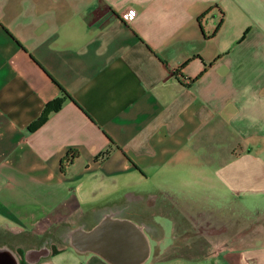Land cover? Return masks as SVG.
I'll return each instance as SVG.
<instances>
[{
	"label": "crops",
	"instance_id": "1",
	"mask_svg": "<svg viewBox=\"0 0 264 264\" xmlns=\"http://www.w3.org/2000/svg\"><path fill=\"white\" fill-rule=\"evenodd\" d=\"M110 221L132 264H264V0H0V264H124Z\"/></svg>",
	"mask_w": 264,
	"mask_h": 264
},
{
	"label": "water",
	"instance_id": "2",
	"mask_svg": "<svg viewBox=\"0 0 264 264\" xmlns=\"http://www.w3.org/2000/svg\"><path fill=\"white\" fill-rule=\"evenodd\" d=\"M112 229L115 230L114 236H116V237L125 236V237H123V238H126L125 241L128 239L130 240L129 249L132 252H134V256H132V254H130L131 257L124 264H132L135 261H138L139 259H141L143 256L141 254L143 252H145L144 240H143L141 234L138 232L137 228L134 225H132L128 222H125V221L103 222L102 224H100V227L98 228V230L96 232L89 233V234H83L84 238H82L83 241L81 243H83L86 246H95V247L103 250L106 247L104 242H107V239L105 236L108 235V233H111ZM125 230L128 231L129 237L126 234H124ZM97 236H98L99 240L96 243L95 240H96ZM114 239H113V241H114ZM78 241H79V239H78ZM139 253L141 255L140 257H138Z\"/></svg>",
	"mask_w": 264,
	"mask_h": 264
},
{
	"label": "rangeland",
	"instance_id": "3",
	"mask_svg": "<svg viewBox=\"0 0 264 264\" xmlns=\"http://www.w3.org/2000/svg\"><path fill=\"white\" fill-rule=\"evenodd\" d=\"M156 220L160 221L163 223V226L166 228L167 230V237L164 239L165 241V244L166 243H170L172 242V238H171V234H172V223L170 221V219L168 217H165V216H157L156 217ZM52 236H51V239H49L50 241L52 240L55 244H57L58 242H61L62 240V236H59L61 233H59L58 231H55L53 233H50ZM204 235H207V234H204ZM196 237V236H195ZM197 241L195 243V247L198 246V250H196L195 252H192L194 248H180V249H155L154 252L152 253V257L154 256H158V255H163V256H168V257H172L174 254H185V255H188L190 253L192 254H202L203 252L207 251L208 247L211 246V242H209L207 240V238H205V236L201 235L199 237H196ZM153 242V245H155L157 243V241L155 239L152 240ZM46 243L43 247H44V252L47 254L50 252L49 249L51 250H56V245H51ZM42 245V239H40V246ZM208 246V247H207ZM42 247V248H43ZM199 247H203V249L199 248ZM196 249V248H195ZM212 249V246L211 248L209 247L208 250H211ZM57 255V254H56ZM75 255H79V254H75ZM48 256V255H47ZM46 256V257H47ZM50 258H54L53 255H50L49 256ZM56 257V256H55ZM81 257H84L83 255H81ZM55 264H57L55 262Z\"/></svg>",
	"mask_w": 264,
	"mask_h": 264
},
{
	"label": "trees",
	"instance_id": "4",
	"mask_svg": "<svg viewBox=\"0 0 264 264\" xmlns=\"http://www.w3.org/2000/svg\"><path fill=\"white\" fill-rule=\"evenodd\" d=\"M62 90H63L62 95L60 97H57V98L49 101L46 104L42 115L39 117L38 120H36L32 125H30V128H35V127L39 126L40 124H42L43 122H45V120L48 118L49 114L53 110L60 108L62 103L64 102V100L68 97H71L70 93H68V91H66V89H64L62 87ZM69 154H71V151L68 152V155Z\"/></svg>",
	"mask_w": 264,
	"mask_h": 264
},
{
	"label": "built area",
	"instance_id": "5",
	"mask_svg": "<svg viewBox=\"0 0 264 264\" xmlns=\"http://www.w3.org/2000/svg\"><path fill=\"white\" fill-rule=\"evenodd\" d=\"M137 14L136 8L133 7V5H128L127 9L124 11L123 17L126 20L133 19Z\"/></svg>",
	"mask_w": 264,
	"mask_h": 264
},
{
	"label": "bare ground",
	"instance_id": "6",
	"mask_svg": "<svg viewBox=\"0 0 264 264\" xmlns=\"http://www.w3.org/2000/svg\"><path fill=\"white\" fill-rule=\"evenodd\" d=\"M139 229H141V228L139 227ZM81 248H85V246H82Z\"/></svg>",
	"mask_w": 264,
	"mask_h": 264
},
{
	"label": "flooded vegetation",
	"instance_id": "7",
	"mask_svg": "<svg viewBox=\"0 0 264 264\" xmlns=\"http://www.w3.org/2000/svg\"><path fill=\"white\" fill-rule=\"evenodd\" d=\"M117 218V217H116Z\"/></svg>",
	"mask_w": 264,
	"mask_h": 264
}]
</instances>
